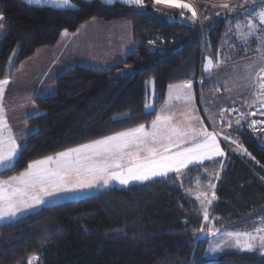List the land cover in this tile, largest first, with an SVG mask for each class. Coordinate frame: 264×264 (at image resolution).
<instances>
[{
  "label": "trees",
  "instance_id": "trees-1",
  "mask_svg": "<svg viewBox=\"0 0 264 264\" xmlns=\"http://www.w3.org/2000/svg\"><path fill=\"white\" fill-rule=\"evenodd\" d=\"M206 2L196 3L198 11L213 14L216 8ZM71 3L76 7L60 9L0 0L5 28L0 80L11 77L38 50L54 48L65 30L74 34L91 20L129 22L133 51L106 71L75 66L55 79L54 95L35 97L37 115L27 120L32 132L15 167L2 170L0 180L24 171L33 160L140 124L149 128L165 103L169 85L191 81L198 98L204 52L215 59L228 18L242 15L227 9L213 19L205 20L202 14L195 22H181L169 21L150 0H144L143 7L99 0ZM148 81L154 85L151 111H145ZM231 131L247 156L226 151L221 159L182 170L180 178L173 173L101 190L0 225V264H29V260L33 264H264L258 251H233L213 260L205 256L208 238H203L201 227L218 232L264 219V136L251 138L243 125L242 130ZM215 171L219 179L210 175ZM209 182L216 185V199L206 224L189 195Z\"/></svg>",
  "mask_w": 264,
  "mask_h": 264
},
{
  "label": "snow or ice",
  "instance_id": "snow-or-ice-1",
  "mask_svg": "<svg viewBox=\"0 0 264 264\" xmlns=\"http://www.w3.org/2000/svg\"><path fill=\"white\" fill-rule=\"evenodd\" d=\"M24 2L40 4L42 0H24ZM122 2L130 6H144V0H122ZM60 3L76 7L70 3V0H60ZM104 3L112 4L113 0H104ZM153 4L186 9L191 13L190 19L193 22L197 19L195 8L181 0H153ZM219 6L232 10V6L227 3ZM181 15L183 16V13ZM256 17L259 23L264 25V8L256 12ZM3 20L4 16L0 13V29L4 27ZM236 27L238 37L246 44L249 43V37L256 36V25L251 19L247 21V32L240 31L239 23ZM260 32L261 35L257 37L259 41L257 51L261 60H264V28H261ZM64 34L66 30L62 33ZM220 63L222 61L217 60L215 67H219ZM213 66L211 59L206 58L204 71H210ZM248 68L251 69L252 65H248ZM255 79L258 81V88L252 104L259 103L264 109V68L260 69ZM9 82L7 78L0 80V100ZM191 89V81L169 85V99L173 97L183 99L191 106L193 98ZM167 104L166 100L165 105ZM145 107L151 106L146 103ZM243 118L242 115L236 121L237 125H240ZM198 119L197 116L192 115L190 109L185 115V126H180L173 124L172 116L157 114L151 122L150 130H145V125L140 124L136 128L117 132L58 152L53 156H45L29 162L24 171L6 180H0V220L15 217L18 213L43 205L46 198L55 197L59 193L92 188L97 186L98 182L108 186L115 181L126 186L133 181L144 182L155 177H167L170 172H175L177 178H180L182 170L193 163L202 164L205 160L211 161L214 157H223L225 153L217 142L216 134L203 127L196 128L191 123ZM256 124L257 121L253 120L250 126ZM233 143L237 144V149L247 152L237 141ZM20 147L7 125L3 108L0 106V170L8 171L15 167ZM223 166L221 162L220 168L222 169ZM210 175L219 179L220 173L215 171ZM215 187L216 185L212 183L208 185L209 189ZM196 199L200 201L204 221H208L209 207L216 199L215 192L213 191L209 198L207 192L201 191ZM199 231L203 233L205 228L201 227ZM216 231L208 227L207 234L215 235ZM224 235L228 237V241L211 245L210 251L217 252L222 247H236L249 252L258 251L264 256V227H257L253 231H228ZM29 264H33L32 260H29Z\"/></svg>",
  "mask_w": 264,
  "mask_h": 264
},
{
  "label": "crops",
  "instance_id": "crops-1",
  "mask_svg": "<svg viewBox=\"0 0 264 264\" xmlns=\"http://www.w3.org/2000/svg\"><path fill=\"white\" fill-rule=\"evenodd\" d=\"M99 1L104 3V0ZM150 1L153 3V0ZM206 1L207 2L205 3V5H211L212 7L216 8V11L213 14L212 12L209 15L208 13H202L201 11H198L197 4L193 5L188 0H181V2L189 3L195 8L197 12V19H200L202 14H205V20H208L209 18L213 19V17H220L221 13L219 14L218 11L223 12L227 9L222 8L219 5L225 3L231 5L232 10H246L249 12L252 10H256L258 12L261 8H264V6L261 4L254 7L253 3L250 2V0ZM115 3L124 4L122 0H113L112 4ZM29 5L48 6L60 9L72 8L61 4L60 0H42L40 4L32 3ZM154 7L164 16L171 15L176 21L182 22V20L184 21L185 19L187 21H192L190 19L191 13L186 9L173 8L166 6L165 4H155ZM181 13H183V16L181 15ZM237 18L241 20L244 18L245 21H248L241 15L230 16L228 18V21L231 19L230 23L232 22V24H236ZM253 23L257 25L255 22ZM257 27L258 31L256 32V36L249 37L252 52H250L249 54H245L243 51H237L235 49L236 47L232 46L233 50L230 54H227V57L230 56L231 60L234 59L231 62L232 65L239 62H242V64L245 65L244 63L246 62L247 57H253V60L258 59V57L261 59L260 53L257 51L259 47V41L257 40V37L261 35V27L259 25H257L256 28ZM4 36L5 28L3 27V29H0V41L4 38ZM238 40H240V38ZM232 41L234 43L238 42L236 38ZM237 44L238 43H236V45ZM132 51V27L129 22L115 21L111 23H104L99 20H91L90 22L82 25L75 34L61 35L55 48L39 50L32 57L20 63L13 75L7 78L10 82L5 87L4 96L2 100H0V106H2L3 108V116L7 121L8 127L11 129L12 135L16 138L17 143L21 146L20 149L22 148L23 142L26 137L32 132V129H30L27 125V120L37 115V110L33 106L32 100L35 97H47L54 95V82L61 73L68 71L78 65L91 67L95 70L106 71L122 63L125 57ZM260 61L264 64V60ZM263 67L264 65L262 66V68ZM257 88H254L251 91L248 100H244V102L242 101V103L239 104L241 105V108L239 109L259 105V103L252 104V101L255 99ZM166 100L168 101V103L171 100L169 99V88L167 89ZM175 112L177 111H175L171 107L166 106L164 103V105L159 109L158 114L173 116L175 115ZM177 114L179 113L177 112ZM221 149L223 150V148ZM241 155L247 156V154L244 153H241ZM221 158L223 157H214L213 160ZM205 162L209 161L205 160L203 163ZM195 165L200 164L193 163L188 167ZM1 171L2 170H0V172ZM171 173L175 172H170L169 174ZM136 183H139V181L133 184ZM127 186L129 185H122V187ZM261 220L264 219H259L258 221Z\"/></svg>",
  "mask_w": 264,
  "mask_h": 264
},
{
  "label": "rangeland",
  "instance_id": "rangeland-1",
  "mask_svg": "<svg viewBox=\"0 0 264 264\" xmlns=\"http://www.w3.org/2000/svg\"><path fill=\"white\" fill-rule=\"evenodd\" d=\"M188 1L192 3L193 5H196V3L199 0H188ZM263 1L264 0H250V2L253 3L254 7L258 6L259 4L262 5ZM237 11L249 12L246 10H235V9L231 10L230 12H237ZM250 12L256 13L257 11L252 10ZM241 16L249 20L247 16H244V15H241ZM167 19L169 21H175L174 17H172L171 15H167ZM230 21L231 19L225 24V32L222 38L221 50L219 54L217 55V57L214 59L210 55L209 51H205L202 56L201 71L203 73V78L199 79L198 83L199 85H201L202 80H203V84H202V87H200L198 91V98L196 97V93L192 86L191 91H192L193 98H192L191 106H189L188 103L185 102L183 99H176L174 97L171 98L167 106L173 108L175 111L179 113L177 114V112H175V115L172 116L173 124L185 126V115L188 114L191 109L192 115L197 116L199 118L198 120L191 121L194 127L196 128L203 127L207 129V131L209 132L214 131L215 134L217 135L216 136L217 142L220 144V147L223 148L224 153L226 151H229L234 154L241 155V153L247 154V152L237 149V144L233 143V141H237L240 145H242V143L239 137L237 136V134H235L231 130L234 129V127L238 131L242 130V121L240 125H237L236 123L237 119L230 117L227 111L230 107L241 108L240 107L241 105L239 104H241L242 101L244 102V100L246 101L249 99L251 91L254 88H257L258 86V81L255 79L256 74L260 71V69L262 68L264 64L261 63L260 61L261 59L259 57L256 60H253L252 59L253 57L251 58L247 57L246 62L244 63L245 65H243L242 62L236 63L234 65L231 64V62L234 59L231 60L230 56L227 57V54H230L231 51L233 50L232 46H235L236 47L235 49L237 51H243L245 54H249L250 52H252V47L250 45V42L246 44L241 39L238 40L239 37L237 35V27H236L237 23H239L241 26L240 27L241 32H247L248 31L247 21H245L244 18L242 20L237 18L236 24L234 23L232 24V22L230 23ZM229 29H231L230 32H229ZM257 31H258V27L256 28V32ZM69 35H73V34H69ZM235 38L238 41L236 42L238 43L237 45L236 43L232 41ZM41 50H45V49H41ZM16 54H17V49L13 52L10 58L11 60L9 61L10 65L12 64L13 59L16 56ZM206 58H210L214 65L213 68L208 72L204 71V64L206 62ZM217 60L222 61L219 67H215ZM248 65H252V68L249 69ZM146 103L150 105L151 107H148V108L145 107V111H151L154 106L153 81H148L146 83V102L145 104ZM149 128L151 129V127ZM148 129L145 128V130H148ZM225 137H227V139H225ZM135 182L137 181L130 182L128 185L130 186V184H133ZM139 183H143V182H139ZM210 183L214 184V182H209L207 183L205 187L196 188V190L192 192V194L189 195L190 198L194 199L198 203L200 209H201L200 201L196 199V196L199 192L204 191L208 193L209 198H210L212 192L214 191V189L208 188V185ZM113 187L123 188L122 185H120L119 183L115 181L111 182L108 186H104L102 182H98L97 186L92 187V188H84V189H79V190L72 191V192L59 193L55 197L46 198V201L43 205L29 209L25 212L18 213L17 216L15 217H11L5 220H0V225L11 222V221H15L27 214L36 212L43 207L90 197L101 190H107ZM214 202L215 201H213L212 205L209 207V210L214 205ZM209 221L210 219L204 222L208 224ZM257 227H264V220H261V221L254 220V221H251V222L239 225V226H233V227L224 229L222 231H218L216 232L215 235H208L207 230L204 231L203 233L204 235H202L203 238H205V236L208 238V244H207V250H206L205 256L208 259L213 260L228 252H233V251L249 252L246 250H240L236 247H222L220 251L212 252L210 251V246L214 244H221L224 241H228V237L224 235L225 232L253 231ZM229 243H234V241H229Z\"/></svg>",
  "mask_w": 264,
  "mask_h": 264
},
{
  "label": "built area",
  "instance_id": "built-area-1",
  "mask_svg": "<svg viewBox=\"0 0 264 264\" xmlns=\"http://www.w3.org/2000/svg\"><path fill=\"white\" fill-rule=\"evenodd\" d=\"M215 4V3H214ZM228 4V3H227ZM242 15L247 16L248 19H251L261 28H264V25H261L256 17L255 12H240ZM264 68V67H263ZM228 115L235 119H240L243 115L242 125L244 127L245 132L253 139H259L264 136V109L260 107V105L252 106L249 108H235L230 107L228 109ZM253 113H255L253 115ZM257 121L255 126H250L251 121Z\"/></svg>",
  "mask_w": 264,
  "mask_h": 264
}]
</instances>
